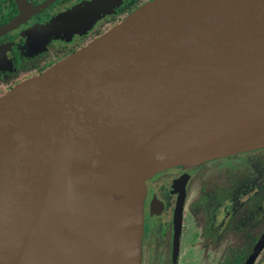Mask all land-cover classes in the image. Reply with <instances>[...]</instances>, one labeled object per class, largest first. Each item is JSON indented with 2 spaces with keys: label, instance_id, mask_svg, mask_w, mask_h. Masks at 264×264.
Here are the masks:
<instances>
[{
  "label": "water",
  "instance_id": "95a60500",
  "mask_svg": "<svg viewBox=\"0 0 264 264\" xmlns=\"http://www.w3.org/2000/svg\"><path fill=\"white\" fill-rule=\"evenodd\" d=\"M55 64L0 96V264H138L144 180L264 148V0H150Z\"/></svg>",
  "mask_w": 264,
  "mask_h": 264
},
{
  "label": "flooded vegetation",
  "instance_id": "af4514ba",
  "mask_svg": "<svg viewBox=\"0 0 264 264\" xmlns=\"http://www.w3.org/2000/svg\"><path fill=\"white\" fill-rule=\"evenodd\" d=\"M144 1L0 0V96ZM263 237L264 148L166 168L146 183L141 248L151 264H177L184 248L196 252L197 264L201 253L209 255L203 264H264Z\"/></svg>",
  "mask_w": 264,
  "mask_h": 264
},
{
  "label": "rangeland",
  "instance_id": "374dc122",
  "mask_svg": "<svg viewBox=\"0 0 264 264\" xmlns=\"http://www.w3.org/2000/svg\"><path fill=\"white\" fill-rule=\"evenodd\" d=\"M149 0H146V1H144L140 6H142L143 4H145L146 2H148ZM140 6H138V7H140ZM137 7V8H138ZM136 8V9H137ZM135 9V10H136ZM135 10H133V11H135ZM132 11V12H133ZM132 12H130L129 14H131ZM128 14V15H129ZM128 15H124V16H121L120 17V21L119 22H121L124 18H126ZM118 22V23H119ZM112 27H101L97 32H91L89 35H88V39H87V43L85 44V45H87L88 43H90L91 41H93L94 39H96L97 37H99L100 35H102L103 33H105L106 31H108L109 29H111ZM84 45V46H85ZM83 47V46H82ZM81 48V47H80ZM80 48H78V49H80ZM78 49H76V50H74V51H72L71 53H68L67 55H65L64 57H62V58H60L59 60H57V61H55L53 64H55L56 62H58V61H60V60H62L63 58H65V57H67V56H69L70 54H72V53H74V52H76ZM53 64H51L49 67H46L41 73H43L45 70H47V69H49ZM40 73V74H41ZM39 74V75H40ZM38 76V75H37ZM35 77V76H34ZM31 78H33V77H31ZM29 79V78H28ZM25 80H27V79H24V80H21V81H19L18 83H16L13 87H15L16 85H18L19 83H21V82H23V81H25ZM12 87V88H13ZM11 88V89H12ZM11 89H9L7 92H9ZM7 92H5L4 94H6ZM3 94V95H4ZM176 166H182V167H187V166H184V165H176ZM191 166V165H190ZM171 167H173V166H171ZM170 168V167H169ZM164 170V169H163ZM163 170H159V171H157V172H155L154 174H157V173H159V172H161V171H163ZM153 174V175H154ZM153 175H151L150 177H148L146 180H144V182H143V187H142V198H141V220H142V223H141V227H142V233H141V240H140V249H139V261H138V264H151V261H152V259H151V257H150V255H149V253H146V254H144L143 252L144 251H142V236H143V215H144V198H145V187H146V183H147V181L153 176ZM168 216H169V209L167 208L166 210H165V212L162 214V215H160V217H159V221L160 222H162V221H167V219H168ZM186 220H188V217L186 216ZM183 232H184V234H187V232H188V229L186 230V229H184L183 230ZM185 238H188L187 240H189L190 238H191V236H189L188 234L185 236ZM190 241V240H189ZM188 247V246H187ZM185 250H184V253H182L181 254V256H179L180 258H178V260L176 261V263L177 264H197V256H196V252L194 251V250H190L189 248H184ZM144 255H143V254ZM209 257V255L208 254H203V253H201L200 254V257H199V259L201 260V262H200V264H203L204 263V261L206 260L207 261V258ZM156 259H159V257H157Z\"/></svg>",
  "mask_w": 264,
  "mask_h": 264
},
{
  "label": "bare ground",
  "instance_id": "6f19581e",
  "mask_svg": "<svg viewBox=\"0 0 264 264\" xmlns=\"http://www.w3.org/2000/svg\"><path fill=\"white\" fill-rule=\"evenodd\" d=\"M67 58V57H66ZM66 58H64L62 61H64ZM62 61L56 63L51 69L55 68L57 65H59ZM32 78H29V81H31Z\"/></svg>",
  "mask_w": 264,
  "mask_h": 264
}]
</instances>
